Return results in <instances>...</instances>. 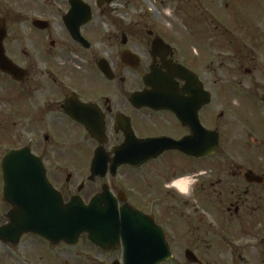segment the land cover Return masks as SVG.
<instances>
[{
	"label": "flooded vegetation",
	"instance_id": "af4514ba",
	"mask_svg": "<svg viewBox=\"0 0 264 264\" xmlns=\"http://www.w3.org/2000/svg\"><path fill=\"white\" fill-rule=\"evenodd\" d=\"M122 1L0 0L5 55L28 78L0 77L36 99L37 141L27 148L62 206L76 199L89 207L98 197L101 210L97 241L89 229L75 243L34 233L4 236L14 208L4 201L2 179L0 264H126L127 243L152 250L162 241L172 259L161 264H264V116H255L251 99L259 102L248 92L261 87L256 60L243 54L240 65L252 69L227 74L240 75L225 89L237 93L241 106L229 94L217 101L220 81L208 63L207 38H185L183 46L148 23L136 37L99 36L102 20ZM39 61L50 68L40 70ZM71 62H80L81 71L68 73ZM40 77L52 84L31 86ZM24 148L0 155L1 173L4 157ZM185 174L196 179L190 195L164 187ZM138 215L159 231L158 242L137 228ZM128 229L131 239L123 235Z\"/></svg>",
	"mask_w": 264,
	"mask_h": 264
},
{
	"label": "rangeland",
	"instance_id": "374dc122",
	"mask_svg": "<svg viewBox=\"0 0 264 264\" xmlns=\"http://www.w3.org/2000/svg\"><path fill=\"white\" fill-rule=\"evenodd\" d=\"M116 7L119 11L107 20L103 19L100 24L99 36L102 39L114 33H119L122 37V32L134 37L143 35L147 30L143 23H148L149 28L158 29L171 36L183 46H186L185 38H207L213 56L208 59V63L213 64L211 69L216 71L220 81L217 85V101L225 100L229 94V99L236 108L241 106V100L236 98V92H229L227 89L229 82L239 79L240 75L236 74L233 79L227 74L241 69L240 63H244L239 60L243 54L246 55L244 57L251 56L257 63L256 76L261 87L248 92L259 102L257 104L251 99L255 116L256 112L264 116L260 102V97L264 95V0H126L119 2ZM117 19L122 24H115L114 20ZM133 20H138L141 26L134 24L129 27ZM153 22L157 27L152 26ZM103 48L99 47L100 50ZM238 48L242 51L239 52ZM200 59L202 62V58ZM38 64L40 70L50 68V62L39 61ZM80 64L71 62L67 66L68 73L73 70L81 71ZM252 67L245 65L240 71L245 75V70ZM36 84L48 86L52 82L48 77H40L37 80L33 78L31 86ZM15 85L9 79L0 77V155L11 149L27 147L32 140L34 143L37 141L31 119L36 99L32 92L22 91ZM1 175L0 167V181ZM76 180L80 182L79 178ZM1 190L2 184L0 211L5 212Z\"/></svg>",
	"mask_w": 264,
	"mask_h": 264
},
{
	"label": "water",
	"instance_id": "95a60500",
	"mask_svg": "<svg viewBox=\"0 0 264 264\" xmlns=\"http://www.w3.org/2000/svg\"><path fill=\"white\" fill-rule=\"evenodd\" d=\"M89 20L88 18L84 23ZM1 22L3 21L0 20V71L12 76L18 82H24L28 73L16 66L5 55L3 43L7 31L5 23L1 25ZM101 69L106 72L104 66H101ZM262 101L264 102V96ZM96 162H98V157ZM2 166L4 199L14 208L8 215L11 225L2 229L4 236L17 238L24 233H34L51 240L68 239L75 243L82 232L89 229L88 231L97 241L99 221L96 216L101 211L98 197L92 201L89 207H85L81 200L76 199H73L69 205L62 206V200L59 196H57L58 199H55L56 195L53 190L50 194L44 192L46 189H51L47 183L45 169L28 149L9 153L4 158ZM104 212L109 213L110 209L106 207ZM136 219L138 223H141L137 225V228L151 232L154 243L158 242L156 239L160 233L156 228L148 226V219L142 215L136 216ZM141 234L137 231L136 236L140 238ZM123 235L131 239L129 229ZM171 258L165 241H162V247L152 250H143L139 246L134 248L129 243L126 244V264H161ZM193 258L188 254V259L192 260ZM194 260L196 259L194 258Z\"/></svg>",
	"mask_w": 264,
	"mask_h": 264
},
{
	"label": "clouds",
	"instance_id": "9594fccd",
	"mask_svg": "<svg viewBox=\"0 0 264 264\" xmlns=\"http://www.w3.org/2000/svg\"><path fill=\"white\" fill-rule=\"evenodd\" d=\"M196 179L192 174H185L176 179L167 181L164 184L165 188H175L182 196H188L193 191Z\"/></svg>",
	"mask_w": 264,
	"mask_h": 264
}]
</instances>
